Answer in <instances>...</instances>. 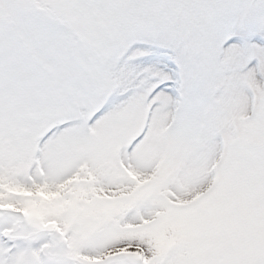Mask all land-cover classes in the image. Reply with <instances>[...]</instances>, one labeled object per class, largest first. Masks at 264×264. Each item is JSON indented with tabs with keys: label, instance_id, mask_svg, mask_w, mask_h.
I'll list each match as a JSON object with an SVG mask.
<instances>
[{
	"label": "snow or ice",
	"instance_id": "obj_1",
	"mask_svg": "<svg viewBox=\"0 0 264 264\" xmlns=\"http://www.w3.org/2000/svg\"><path fill=\"white\" fill-rule=\"evenodd\" d=\"M0 264H264V0H0Z\"/></svg>",
	"mask_w": 264,
	"mask_h": 264
}]
</instances>
